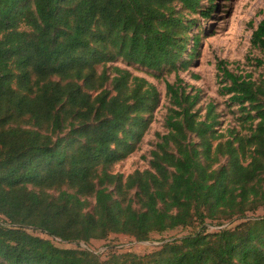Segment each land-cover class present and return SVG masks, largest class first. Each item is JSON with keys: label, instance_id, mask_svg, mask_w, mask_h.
<instances>
[{"label": "trees", "instance_id": "obj_1", "mask_svg": "<svg viewBox=\"0 0 264 264\" xmlns=\"http://www.w3.org/2000/svg\"><path fill=\"white\" fill-rule=\"evenodd\" d=\"M216 0H0V264H264V57L260 79L217 61L241 128L180 77ZM264 55V19L251 38ZM166 82V133L149 167H114L137 150ZM102 70H99V67ZM190 88V89H189ZM91 199H94L92 204ZM209 221L211 223H209ZM239 221L236 225L231 223ZM210 224L222 226L208 231ZM195 231L140 255L57 246Z\"/></svg>", "mask_w": 264, "mask_h": 264}, {"label": "rangeland", "instance_id": "obj_2", "mask_svg": "<svg viewBox=\"0 0 264 264\" xmlns=\"http://www.w3.org/2000/svg\"><path fill=\"white\" fill-rule=\"evenodd\" d=\"M204 7H208L210 2L204 0ZM213 11L207 18L201 14L193 17L197 20V25L193 28L192 34L201 32V43L197 49V55L191 66L187 70H180L179 75L186 84L194 85L201 90V99L197 108L203 107L202 113L206 112V105L213 101L218 106V111L222 112L220 117L223 131L228 128H241L237 107L231 105L228 101L229 96L220 93V82L217 77V61L226 60L229 68L238 72H250L254 79H260L263 74V67L252 65L247 62L246 57L259 56L264 57L260 50L253 48L251 38L258 24L264 19V0H216ZM122 67L129 68L134 74L145 77L153 83L160 92L161 102L154 112L153 121L150 124L142 142L136 151L130 154L126 159L119 162L114 167V172L128 175L136 169H146L149 167L151 158L150 151L155 147L158 133H166L167 127L165 120L169 107L166 82H174L176 73L157 78L149 74L143 68L128 66L119 59L116 62ZM102 70V67H99ZM190 89V88H189ZM94 204V199H91ZM249 216L256 217L264 215V209L256 212H250ZM209 223H211L209 221ZM239 221L232 224L236 225ZM228 224L218 226L210 224L208 231H215ZM197 228L178 227L163 233H153L151 238L146 241L136 240L128 235H113L103 240H91L88 243L80 241L79 243L63 242L58 238L48 236L42 231L28 228V231L44 237L50 238L59 247L67 248H86L90 249L106 259L111 252H135L143 255L158 249L164 242L185 236Z\"/></svg>", "mask_w": 264, "mask_h": 264}]
</instances>
